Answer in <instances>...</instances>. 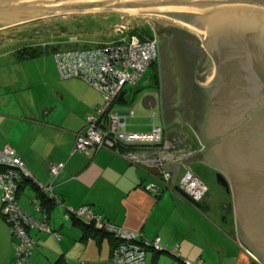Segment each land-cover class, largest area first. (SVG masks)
Listing matches in <instances>:
<instances>
[{"label":"crops","instance_id":"obj_1","mask_svg":"<svg viewBox=\"0 0 264 264\" xmlns=\"http://www.w3.org/2000/svg\"><path fill=\"white\" fill-rule=\"evenodd\" d=\"M153 33L156 40L161 36ZM164 44L171 45L167 40ZM157 53L156 44L154 60ZM25 59L28 58L18 60ZM152 76L154 91L143 94L141 104L151 109L147 98H155L152 108L154 111L156 106L158 113L154 120L161 123L164 140L173 143L170 151L183 152L182 158L194 154L201 148L195 131L175 109L171 110V121L163 119L160 73ZM59 78L63 80L60 87L48 85V96L37 99L21 101L11 99L6 91L0 93V147H12L33 178L17 183L16 201L36 219L44 214L49 229L57 233L54 236L50 231L27 228L35 240L29 254L30 264H113L109 260L111 240L99 237L74 218L64 217V206L78 204L87 205L101 217L136 230L145 238L158 236L164 249L146 247L144 264H183L182 258L198 259L202 264H263L240 243L233 209L227 205L231 196L215 182V168L210 164L199 159L181 160L207 186L205 194L193 201L176 188L182 172L178 161H165L162 168L168 170L169 177L164 181L159 167L130 162L112 149L98 148L89 154L73 150L74 133L84 125L85 114L99 105L101 96L79 77ZM123 87V100L116 99L115 104L120 108L132 107L126 100L128 90ZM178 101L177 83L172 88L173 105ZM48 106L53 107L40 116L42 108ZM140 125L127 128L147 129L149 121ZM57 161L62 165L55 175H50L48 165ZM33 180L51 183L60 204L53 201L49 208L47 203L40 206ZM148 183L154 185V190L146 188ZM13 241L0 212V264H15ZM172 248L175 254L170 253Z\"/></svg>","mask_w":264,"mask_h":264},{"label":"water","instance_id":"obj_2","mask_svg":"<svg viewBox=\"0 0 264 264\" xmlns=\"http://www.w3.org/2000/svg\"><path fill=\"white\" fill-rule=\"evenodd\" d=\"M177 4L193 10L174 15L194 22L204 38L171 25L179 101L172 102L173 74L165 44L158 42L160 105L187 120L201 144L182 161L215 168V182L229 192L240 243L264 264V0H0V28L53 15L54 10ZM205 51L212 64L196 75ZM147 77L139 85H146ZM116 99L123 100V90ZM53 106L42 108L46 115Z\"/></svg>","mask_w":264,"mask_h":264},{"label":"built area","instance_id":"obj_3","mask_svg":"<svg viewBox=\"0 0 264 264\" xmlns=\"http://www.w3.org/2000/svg\"><path fill=\"white\" fill-rule=\"evenodd\" d=\"M125 26L117 23L114 30L122 31ZM53 60L59 77H79L95 87L101 96V102L93 110L85 114L82 128L74 133L72 149L89 154L98 148L112 149L133 163L161 166L166 159L181 163L183 152H172L163 138L161 123L154 120L152 105L155 98L150 96L147 103L151 108L149 126L147 129H128L127 117L133 116L132 107L120 108L116 106L117 93L125 84H134L140 78L145 68L156 56V35L140 38L136 33H129L116 40L100 43L54 49ZM163 142L166 148L162 149ZM120 145H132L130 148L120 149ZM145 145L153 151L141 149ZM163 152V153H162ZM62 165L61 161L48 165L50 175L57 173ZM182 173L176 188L193 201L199 200L206 192L207 186L190 169L181 163ZM0 212L7 223L9 233L14 238L13 252L15 264H30L29 254L34 238L28 234L25 226H35L39 230L51 231L45 222V215L40 219L32 217L23 210L16 201L17 183L21 179H33L20 157L14 153L12 147H0ZM163 166V165H162ZM164 169V168H163ZM169 176L168 170H162V179ZM38 190L60 204L53 192L51 183H41L33 180ZM146 188L154 190V185L148 183ZM34 208L38 204L34 202ZM64 217H77L93 226L105 229L118 239L109 253V260L113 264H144V250L146 247L161 250L164 246L158 243V236L145 238L140 232L117 225L92 211L87 206H64ZM15 238H18L15 240ZM170 253L175 254L174 249ZM183 264H202L200 260L181 259Z\"/></svg>","mask_w":264,"mask_h":264},{"label":"rangeland","instance_id":"obj_4","mask_svg":"<svg viewBox=\"0 0 264 264\" xmlns=\"http://www.w3.org/2000/svg\"><path fill=\"white\" fill-rule=\"evenodd\" d=\"M144 14L145 13L132 14L130 12L117 11L114 9L99 11H69L47 15L0 28V93L6 91L10 93L11 99L16 98L21 101H29L37 99L38 96H48V85L50 86L52 83L57 87H60L59 84H61L63 80L60 79L56 73L51 50V47L53 46H55L56 49H61L59 47L68 48L81 46L82 44L92 45L103 41L116 40L129 34L128 30L130 28L141 27L144 23L149 25L152 32L154 31L157 33L160 32V30H166L173 25L192 32L195 36L199 37L196 33L189 30L173 18L150 13ZM117 23L123 24L125 28H123L122 31H118L117 29L114 30ZM152 26L154 30H152ZM126 32L128 33L124 34ZM122 33L124 35H122ZM159 41L164 43V38L162 36L157 37V48ZM169 43L171 44L170 41ZM24 44H38L41 48V52L33 57H28V59L18 60L15 54V49ZM165 47L170 69L173 74L172 88H176L177 83L179 84V77L173 57L172 47L171 45ZM211 65H213L212 61L208 53L205 51L201 63L195 68L196 75L203 73ZM155 72L156 75L160 73L159 53H157L156 60L145 68L136 83L124 85L123 88L128 90L125 94L127 97V103L132 106L134 110V115L127 117L126 119L127 127L137 128L141 126L140 124H142L143 121L150 120L149 114L151 109L144 107L141 104V99L143 94L153 92L155 85L154 82H150L140 87L139 85L145 80L146 76L150 74L155 75ZM154 107V117L157 120L158 111L157 107ZM133 123L140 124L137 126L136 124L132 125ZM164 145H166L165 142H163V146ZM167 145L170 146L168 142ZM139 147L141 149L148 148L145 145H140ZM165 148L166 146L159 150H164ZM166 160L168 161L169 159ZM165 161L162 162V165ZM162 165H155L159 167L161 177L162 170H167L163 169ZM24 228L26 231L27 228L37 229L35 226H25ZM16 239L18 238H15V240Z\"/></svg>","mask_w":264,"mask_h":264},{"label":"trees","instance_id":"obj_5","mask_svg":"<svg viewBox=\"0 0 264 264\" xmlns=\"http://www.w3.org/2000/svg\"><path fill=\"white\" fill-rule=\"evenodd\" d=\"M187 31V30H186ZM128 32L129 33H136L140 38H144V37H149V36H151L152 35V31L150 30V27H149V25L147 24V23H144V24H142V26L140 27H133L132 29L130 28L129 30H128ZM188 33H190V34H192V35H194L192 32H189V31H187ZM81 46H85V45H81ZM55 49V46H53V47H51V50L53 51ZM41 52V48H40V46L38 45V44H24V45H22V46H20V47H18V48H16L15 49V54H16V57L18 58V59H23V58H28V57H33L34 55H36V54H38V53H40ZM155 60H153V61H151L150 62V64L151 63H153ZM155 80V79H154ZM153 82V81H152ZM132 145H120V146H118L120 149H124V148H130ZM2 167L0 166V169H1ZM55 175V174H54ZM25 179H28V178H25ZM36 187V186H35ZM36 189H37V187H36ZM37 191H38V197H39V204H40V206H42V205H45V203H47V206H48V208L51 206V203L53 202V200L51 199V198H48L47 196H45L44 194H42L38 189H37ZM78 205H80V204H78ZM78 205H75V206H78ZM83 205H85V204H83ZM85 206H87V205H85ZM88 207V206H87ZM89 208V207H88ZM69 217V216H68ZM71 217V216H70ZM65 218H67V217H65ZM71 218H74V219H76V220H78V221H80V222H82V224H84L85 225V228H88V229H90V230H92L93 232H96L98 235H99V237H101V236H105V237H107V239H109V240H111V244H112V246L114 245V243H116L117 242V238L114 236V234L113 233H111V232H109V231H107V230H105V229H100V228H96L95 226H93V224L92 223H89V222H85L84 220L83 221H81L80 220V218L78 219L77 217H71ZM46 222V221H45ZM39 230V229H38ZM42 231H44V230H42ZM95 233V234H96ZM34 242H35V240H34ZM33 245H34V243H33ZM33 245H32V247H33ZM31 247V248H32ZM112 248V247H111ZM13 255H14V252H13ZM55 264H56V262H55Z\"/></svg>","mask_w":264,"mask_h":264},{"label":"bare ground","instance_id":"obj_6","mask_svg":"<svg viewBox=\"0 0 264 264\" xmlns=\"http://www.w3.org/2000/svg\"><path fill=\"white\" fill-rule=\"evenodd\" d=\"M109 9H114L117 11L118 10L126 11V12H130L132 14L133 13H139V14L150 13V14H157V15H161V16L170 17V18L177 20L178 22L183 24L185 27H187L189 30L196 33L200 38L203 39L205 36L204 33L195 30L198 27L197 24L174 15L173 12H175V11L187 10V9L193 10L192 7L177 5V4H157V5H148V6H118V7H111V8H104L102 6L94 5L91 7L80 8V9L54 10L53 12L56 14V13H64V12H69V11H99V10H109Z\"/></svg>","mask_w":264,"mask_h":264},{"label":"flooded vegetation","instance_id":"obj_7","mask_svg":"<svg viewBox=\"0 0 264 264\" xmlns=\"http://www.w3.org/2000/svg\"><path fill=\"white\" fill-rule=\"evenodd\" d=\"M152 30H154V29H153V26H152ZM158 31H159V30H158ZM161 31H164V29L160 30V32H157L158 35L160 34V35L164 38V40H167V41L169 42V41H170V34H168L167 37H164L163 35L166 34V33L161 32ZM149 77H150L149 79L151 80V82H152V81H153V82L155 81V80H154V76H152V75L150 74Z\"/></svg>","mask_w":264,"mask_h":264}]
</instances>
